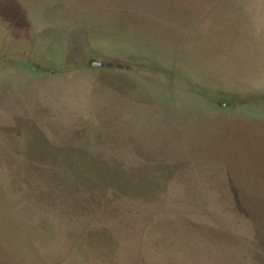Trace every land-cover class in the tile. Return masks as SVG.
<instances>
[{
	"label": "water",
	"instance_id": "water-1",
	"mask_svg": "<svg viewBox=\"0 0 264 264\" xmlns=\"http://www.w3.org/2000/svg\"><path fill=\"white\" fill-rule=\"evenodd\" d=\"M91 1L105 4L106 23L31 38L65 66L53 68L56 83L42 67L38 96L0 63V264H264V0ZM1 9L0 50L11 55L31 40ZM96 36L106 46L92 56ZM158 40L180 50L166 68ZM251 41L247 68L235 55ZM252 81L255 98L229 91ZM201 104L219 109L213 120H191ZM178 110L194 131L174 121ZM183 188L216 199L236 227L177 213ZM157 236L184 249L151 245Z\"/></svg>",
	"mask_w": 264,
	"mask_h": 264
},
{
	"label": "rangeland",
	"instance_id": "rangeland-1",
	"mask_svg": "<svg viewBox=\"0 0 264 264\" xmlns=\"http://www.w3.org/2000/svg\"><path fill=\"white\" fill-rule=\"evenodd\" d=\"M79 1L80 0H0V9L2 8V12L7 13L8 17L11 16L12 20H21L23 22L22 27L27 28V30H23L21 32V35L24 37L26 34V40H31L33 35H36L44 27H51L53 32L55 31L57 37L62 38L63 35H69L72 30H76L77 28H87V31H89L92 22L86 20V18L88 17L91 20L93 19L95 21L93 22L95 25L101 26L102 21L106 23V20H104V18L106 17L105 14L108 15V12L104 7L105 4L103 2L99 1V3L96 4L91 1V3L88 4L85 3V0H81L83 3L80 4ZM258 16L262 17L261 15ZM18 17H22V19ZM255 31L258 35V38L263 41L264 46V25H259V27L255 29ZM95 38L96 39L93 38L91 40V43L86 50V52L92 56L104 51L106 46V44H104L102 41L103 36H96ZM2 44L3 47H6L5 45L7 44V42L3 41ZM28 44L30 45H20L17 49L12 50L11 55H6V51L0 50V55H2V60H0V63L4 64L3 66L10 67L9 72L14 79L22 83H30L31 88L34 91V95L38 96L37 90L40 88V83L38 80L39 77H42L44 74V72L42 71V67H44L47 72L50 73V75L52 74L51 81L53 83H56L58 82L59 78L53 75V68L55 67L57 69H64L65 66L62 61L51 58L49 54H40L39 51L36 50V47L33 45V39ZM154 45L156 49L159 50L157 61L158 63L155 64H157V66L161 68H166L169 64L175 63L176 59L180 56V50L178 49L174 50V52L172 53L162 52L161 50H167L168 47H163L160 44L159 40L156 41ZM251 47L252 41L249 42L247 46L241 48L238 52H236L235 56L238 55L237 60L240 61L239 65L247 68H251L253 66V62L251 59ZM1 69L2 68H0V70ZM16 69L21 70L17 71ZM191 69L195 73H198V71L202 73L199 68H196L194 65L191 66ZM87 75L88 74H83L79 76L76 81H86L88 78ZM215 83L218 86L223 85L222 81L220 80H215ZM59 84L53 85L59 86ZM67 87L70 89L74 87V85L71 84ZM50 89L51 88L48 86L41 85V94H45L46 97L50 96ZM229 91L242 93L241 97L255 98L262 93L263 89L259 88V86H257L252 81L251 83L240 87L230 86ZM27 102L34 108L39 107L37 99L35 98H28ZM56 103L62 105V107H65V105H63V100H60ZM222 111L224 114L226 113L224 109ZM218 112V108H215L211 105L201 104L194 110L191 120L198 122L203 121L207 123L206 121L213 120V117H215ZM175 114L177 116V120L174 121H177L180 125L182 124V126H180L181 128L184 127L185 130L189 129V131L191 132L194 131L195 122H191L189 120L190 122H188V124L184 126L182 121V113L178 110L175 112ZM199 115H205L206 118L202 119L201 117H199ZM225 125H227L226 122ZM217 128L219 129V131H221L222 125L218 124ZM185 167L187 170L189 169V174L193 173L192 171L196 169L192 160H190V165ZM201 168L204 169V175H211L212 170L210 168ZM217 168L222 169V167ZM182 190H186L185 192H187L185 198L180 200L171 198L173 203L176 205L175 208H177V213H180L181 208H183L185 209V214L187 213L186 217L192 221L204 222L205 220H208L209 223L214 227L220 225L226 228L231 225L236 227L237 224L235 220H232V218L224 213L223 210L220 209V207H216L212 204L211 200L218 202L216 199L205 197L200 191L194 193L189 192V190H187L186 188H183ZM146 220L147 223L151 222L152 216L148 215ZM182 228V230H185L186 227L184 226ZM210 233L212 234L213 232ZM167 238L168 237L157 236L155 240L151 239L150 243L153 246L159 244H170L174 246L173 248L175 252H181L184 249V247L176 241L168 240ZM204 238L209 237H207V234H203L202 241L204 240ZM190 253L191 255H193V252ZM228 255L231 258L233 257L232 253H229ZM242 257L246 258L247 256L246 254H242ZM220 258L227 259V256H223Z\"/></svg>",
	"mask_w": 264,
	"mask_h": 264
},
{
	"label": "trees",
	"instance_id": "trees-1",
	"mask_svg": "<svg viewBox=\"0 0 264 264\" xmlns=\"http://www.w3.org/2000/svg\"><path fill=\"white\" fill-rule=\"evenodd\" d=\"M122 2H131V0H121ZM133 2H136V3H144L146 4L147 1L146 0H132Z\"/></svg>",
	"mask_w": 264,
	"mask_h": 264
}]
</instances>
